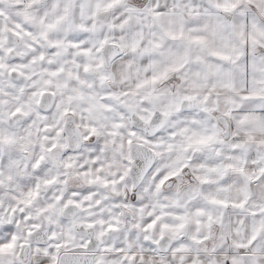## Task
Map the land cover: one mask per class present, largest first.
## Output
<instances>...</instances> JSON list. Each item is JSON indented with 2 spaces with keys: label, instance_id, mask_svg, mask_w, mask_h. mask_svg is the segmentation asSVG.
Instances as JSON below:
<instances>
[{
  "label": "clouds",
  "instance_id": "obj_1",
  "mask_svg": "<svg viewBox=\"0 0 264 264\" xmlns=\"http://www.w3.org/2000/svg\"><path fill=\"white\" fill-rule=\"evenodd\" d=\"M0 264H264V0H0Z\"/></svg>",
  "mask_w": 264,
  "mask_h": 264
}]
</instances>
